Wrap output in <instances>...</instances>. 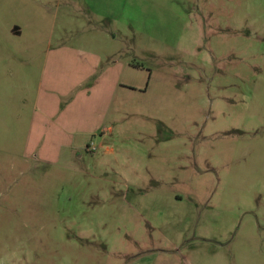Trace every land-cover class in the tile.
<instances>
[{
	"label": "rangeland",
	"instance_id": "374dc122",
	"mask_svg": "<svg viewBox=\"0 0 264 264\" xmlns=\"http://www.w3.org/2000/svg\"><path fill=\"white\" fill-rule=\"evenodd\" d=\"M0 264H264V0H0Z\"/></svg>",
	"mask_w": 264,
	"mask_h": 264
}]
</instances>
